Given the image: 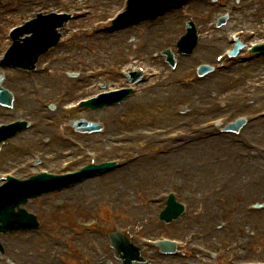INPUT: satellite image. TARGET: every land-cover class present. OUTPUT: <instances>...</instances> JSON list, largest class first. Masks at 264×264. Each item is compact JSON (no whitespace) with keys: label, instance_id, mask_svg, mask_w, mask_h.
<instances>
[{"label":"rangeland","instance_id":"obj_1","mask_svg":"<svg viewBox=\"0 0 264 264\" xmlns=\"http://www.w3.org/2000/svg\"><path fill=\"white\" fill-rule=\"evenodd\" d=\"M122 0H0V39L1 36L7 32L8 28L14 26V25H19V23L27 19L29 16H32L35 12L38 11H52V10H57V11H81L86 9L87 7L89 8L91 15L86 17L85 20H77L76 22H73L72 25L74 26H81L84 28L90 27L92 22H98V21H104L107 17H109L111 14H114L112 12H115L119 10V8L122 5ZM258 3H264V0H248L246 3L243 1L239 2V5L235 6L237 9L241 7L242 5L248 6L245 11H238L237 13L233 14L231 18H236L238 17V23L237 21L233 20L230 21L228 24H231L233 28L226 27V29L222 28L221 30H211L210 34H205V29L207 27H211L212 29L215 27L216 22V17L219 14H222L225 12V10L219 9L218 4L215 6L213 4H205L201 0L192 3L184 10L182 9L181 11H178L176 13H172L165 17L164 19H160L156 21L154 24H150L149 27L151 28H146L144 24L140 27L137 28H131L126 32H123V34L118 38L117 36L106 38L102 35L100 36H95L90 39L81 36L77 37L79 40H81L80 47H87L89 50L94 52L95 55H86L88 56L89 61H85L83 63L82 59L80 58L82 55L85 54V50L83 52L77 51L78 46H74V56H72L71 59L69 60H59L57 63L58 65H55L53 68H57L55 70L56 72L51 71V73L47 76H50L54 73H56V80H61L64 77V69H71V68H83L84 69H91L94 68V66H102L104 63H109L111 61H117L125 64L129 63H134V62H139V63H146L155 67L157 64L155 62H150V54L152 52H157L165 49H171L172 48V41H175V39L184 34V25L187 21H192L195 23L198 31H200L201 35V42L203 40H212L215 39L217 36L225 35V32L227 30H239L241 28H256V27H262L264 26V10L260 11V13L255 14L252 11V9H249V6H252L254 4ZM194 4V5H193ZM198 7L203 8L202 10H199L198 12ZM213 7V8H212ZM215 8V9H214ZM216 9L218 11H216ZM216 11V12H212ZM211 12V13H210ZM253 13V14H252ZM174 20L178 21L179 25H171L172 22H168V20ZM148 23V22H147ZM233 23V24H232ZM102 27V25H100ZM163 27V28H162ZM161 28V29H160ZM164 29V30H162ZM68 29H65L63 31V34L65 38H69L71 35H67ZM168 34L169 39H167L165 34ZM67 35V36H66ZM120 35V34H119ZM123 35H125L123 38H121ZM223 35V36H224ZM117 37V38H116ZM115 39V40H114ZM127 39L128 41L125 42L128 47L122 46L121 48H118L119 50H116L113 44L121 43L123 42L122 40ZM225 47V46H224ZM221 46L220 49H215L212 51L211 54V60L213 61L214 56L218 54L223 48ZM115 48V49H114ZM56 55V54H55ZM53 56V55H52ZM51 56V57H52ZM80 64H77V63ZM85 63L92 64V66H87ZM263 65L261 67H264V61H262ZM194 64V63H192ZM80 65H84L81 67ZM253 67V66H252ZM248 68V67H247ZM246 67L243 68V72L246 71V77L241 80L238 79V74L229 73V74H224L223 76L228 77L229 81L227 83H223L222 86L215 87L212 91L206 92L203 95H201L199 98H188V99H181V91L186 92L188 91L187 89H182L180 88V91L176 92L175 95L172 94V90H166L163 91V85L164 83L163 79L160 78L156 82V86L151 87L149 89H143L140 91L139 94L131 101L129 102L128 105H126V110L127 112L132 111L135 106H141L143 107L142 111L145 112V116H141L140 118H133L131 120H126L128 126L127 128H124L121 126L123 122L119 124V126L116 127V133H121L123 132V129L126 130H134V129H147V128H166L171 125L176 124V122L180 119L176 118L174 120H170L165 117H160L158 114L161 112L166 114L169 112V114L172 115L173 110L184 103H192V108H194V104H198L199 106L203 107L204 111L202 114L199 116V120L196 121L195 123H190L197 125L196 123H200L203 121H206L210 118L214 117H219L222 115L228 116L231 120V118H234L236 116H239L241 114H252L256 110L264 109V79L261 80L260 83V88L259 89H253L251 86V83L254 82L252 79L253 76H257L259 73L258 70L254 75L253 72L254 70H247ZM256 68V67H255ZM21 77L26 80V76L24 74H20ZM252 75V76H251ZM173 75H169V77H172ZM46 77V76H45ZM218 77H211V78H216ZM52 79V77L50 78ZM12 80V78H11ZM10 81L12 83H7L8 86L12 87L15 86L16 88L17 83H14V81ZM210 80V79H209ZM208 80V81H209ZM208 81H204L203 83H199L196 86H199L198 90L197 88L195 89V93L200 91L199 89H203L204 86L208 83ZM226 82V80H225ZM245 82V87H241L242 83ZM24 85L26 87H29L28 81L26 80L24 82ZM250 85V86H249ZM221 88V90H220ZM18 90L19 87H18ZM56 86L50 87L46 94H43V97L41 96L40 93L37 94L38 101L39 103L36 102L35 100V112H36V119L43 118V115L41 112H44L42 105L45 104L46 100L45 99H51V98H57L58 92H56ZM154 90V91H153ZM258 90V91H256ZM29 91V90H28ZM222 91H224L222 93ZM188 92H193L192 89L189 90ZM187 92V93H188ZM260 94V98H258V95ZM243 95H245L244 99H248L245 101L244 99H240ZM52 96L51 98H48ZM216 97L223 99H229L230 100H235L239 106V110L228 108V110H225L224 112H219L217 109L213 108L216 112H213V110L206 111V108L204 107H210L213 106V101ZM36 99V98H35ZM240 100V101H238ZM256 101L257 104L251 108H249L250 102ZM244 104H248L244 108ZM40 109V111H39ZM156 111V112H155ZM128 112V113H129ZM103 115V114H101ZM113 115V114H112ZM112 115L110 116H100L99 118L101 119H107L105 120L106 128H109V131H112L113 128L115 127L112 124L111 118ZM81 116L86 118L88 116V113H84ZM130 117V116H129ZM128 117V119H129ZM87 119V118H86ZM145 119V121H143ZM68 120V119H65ZM192 120V119H191ZM64 122V121H63ZM126 123V122H124ZM259 125H262L264 127V121H261L257 123ZM60 125V124H59ZM251 125L249 127H246L243 132L240 135L237 136H224L223 139L228 140V144L231 145V147L235 148L238 147L233 152V155L237 163H235L237 166L231 167L229 164H232V162L225 163L223 162L222 156L220 149H215L214 145H208L210 142H202L201 144H205V150L206 152L210 153L212 155V159H210L207 155H203L199 157V161L192 160L193 157L185 156L180 159V161H175L174 159L168 158H161V160L165 161L164 166L162 164L157 165L152 167L153 163H156L159 161V159L155 161H149L148 158H145L144 160L136 163L132 167H130L127 171H119L116 172L115 174L106 177L105 179H102L101 181H97L92 185H95V188H92L91 190L94 191L93 195H89L87 190H74L75 192L73 194H70L69 192H66L64 194H57V195H51L45 198H42L40 200H36L34 202H31L27 204L25 207L27 211L33 212L38 215L40 219L41 225H43V229L40 232H37L36 234L33 235H26V236H19L18 240L20 241L21 246H23L25 252H21L20 249L16 251V253L19 254L17 257H24V258H31L32 256L29 255L30 252L33 254H36L37 252L44 251V247H47L49 249V252H46L49 258H53V260H56L59 262L60 256V249L61 248H66V245L63 244V240L66 234L64 229H61L60 224L65 225L68 229H76L75 225L73 222L74 220L79 219L80 221H89L94 213H97L98 216L100 217V220L105 221V223L109 222L112 218H116L120 221L121 226L126 225L124 222V211L128 208V205L130 203H145L146 200V195L155 196L158 192H163L166 191V188H163V186H167V181L169 178V173L170 170L173 167H180L183 171H181V180H188L186 177L187 175H192V177L189 178V180H192L193 183L189 185H185L188 187V193H191L192 195H198L201 192H205L207 190H210L208 188V184L213 183H218V182H223V181H230L233 180V184L237 185L238 189L237 191L233 194V196L238 197V199L235 201V207L231 212L224 211L223 212V207L219 203L220 200L218 197H216L213 202L209 205L208 202L206 203L207 207V212H204L205 210H200V207L196 204L195 201H191V205L193 208V212L191 215H193V218L195 219L196 224H194L191 229L194 230V228H201L204 231H212L213 227L215 226L216 222H226L227 220H232L233 224L236 223V221H242L241 224V234H238V236H233L234 242L241 241L242 238L249 237L251 240L250 244V249L248 250V253L245 255L248 257V259H258L262 256H256L253 253L254 249H259L264 251V213L261 214H255V215H249L245 214V206L253 201H258L261 200V193L260 191L254 192H245L240 191V185L243 183L247 186H254V172L250 171L251 166L254 164V162L247 163L245 162L244 165L240 166L243 169V173L247 172V175L237 177L236 175L238 174L237 172L239 171V166L242 162L243 156L242 154H247L244 149L247 148L246 145H243L242 147L236 143L240 141V137L245 135V137L248 140H251L255 142L256 144H259L260 146H264V129L262 132L261 136H255L252 134V131L249 130ZM119 128V130H118ZM65 129V124L61 123L60 126H58V129H56V135L59 136V139L62 138L61 132ZM118 130V131H117ZM31 134V133H30ZM36 136V141L39 139L40 136V129L35 131ZM226 137V138H225ZM255 140V141H254ZM258 143H257V142ZM214 141H211L213 143ZM36 144V145H35ZM37 145H40V142H34V151H37L38 147ZM32 147V146H31ZM65 147H68V145H65ZM209 147L213 148V151H209ZM245 147V148H243ZM152 149L151 151H153ZM214 152V153H213ZM239 152V158L237 157V153ZM216 154V155H215ZM155 158H160V157H155ZM204 159L206 163L211 161V164L213 165V169L216 166L218 171L214 174L213 172L211 174L206 173L205 171L203 173H195L193 166H197L200 168L201 165H204ZM241 159V161H240ZM6 163L0 165V171H5L10 168H7ZM143 166V167H142ZM224 168L226 170L225 173L222 174L220 168ZM164 168V171L159 170V168ZM141 168H146V171L141 173V174H136L137 171L142 170ZM157 169V170H156ZM154 172H156L160 177H162V174L165 173L164 177V185L157 184L155 182L156 178L152 177ZM208 174V176H207ZM214 178L212 182H208L210 180V176ZM126 176V179H124ZM230 176V178H229ZM184 177V178H183ZM183 178V179H182ZM121 181H120V180ZM127 179H130L129 183L127 182ZM179 179V178H178ZM180 180V179H179ZM188 180V181H189ZM198 180L200 183L196 185L194 181ZM248 180V181H247ZM227 181V182H228ZM254 181V182H253ZM203 183V184H202ZM229 183V184H230ZM110 187L104 188V186L109 185ZM194 185L196 186L194 188ZM202 190V191H201ZM190 195V196H192ZM232 196V197H233ZM75 198V199H72ZM218 198V199H217ZM263 200V199H262ZM112 203L116 205L117 209L119 210H113L108 211L107 204ZM214 205L213 209H210ZM160 205L155 204L152 205V207L146 209L147 207H144L142 209H138L139 211H135L130 209L131 217L134 216V220H131V228H137L139 229L143 234H147L150 237H154L158 234H163L164 235H174L177 230H182V229H187V225L189 223L188 218L183 220L181 223H175V224H170L168 226H164L158 221H155L154 218H156L157 213L159 211ZM45 208L47 209V212L43 213L45 211ZM213 210V211H212ZM114 213V214H111ZM205 213V220L202 221L203 216L200 219V215ZM119 214V215H117ZM223 216L221 217V215ZM235 214H238L237 218H234ZM91 217V218H90ZM90 218V219H89ZM236 219V220H234ZM60 224H59V223ZM238 223H236L235 226H237ZM240 224V222H239ZM250 232V233H247ZM69 233V232H67ZM240 233V232H239ZM243 234V235H242ZM92 241L93 236H88V240L83 242V245L86 246H80L83 249V253L87 256H93V243L90 241V238ZM219 238L226 239L227 236L224 234H221ZM85 239V238H84ZM83 239V240H84ZM263 241V243H261ZM91 242V243H89ZM228 242V240H227ZM82 243V242H81ZM88 243V244H87ZM90 245V246H89ZM96 246H101L99 243L95 244ZM44 246V247H43ZM92 246V247H91ZM102 247V246H101ZM263 247V249H261ZM68 248V247H67ZM29 251V253H28ZM45 252V251H44ZM57 255V257H55ZM73 256L71 255V258ZM70 260L69 257H64V261ZM183 264H186L185 262H182ZM236 264V263H235Z\"/></svg>","mask_w":264,"mask_h":264},{"label":"bare ground","instance_id":"obj_2","mask_svg":"<svg viewBox=\"0 0 264 264\" xmlns=\"http://www.w3.org/2000/svg\"><path fill=\"white\" fill-rule=\"evenodd\" d=\"M261 10H264V4H257L256 5V9H255V11L258 13V12H260ZM165 18V17H164ZM175 20V19H174ZM173 19L172 20H168V22H172L173 21V23H171V25H179V22L178 21H174ZM163 28V27H162ZM161 29V28H160ZM162 30H164V29H162ZM164 36H166L167 37V39L169 38V36H168V34L166 33ZM121 43H124V42H121ZM206 44V42L204 43V45ZM215 76V75H214ZM214 76H212V77H214ZM211 77H208V80L210 79ZM223 83H225V80L223 79V77H219V78H211L210 80H209V84L210 85H206L205 86V90H207V91H209V90H211V87H214V86H216V85H223ZM91 118H96V117H98V115H96L95 116V114H93V115H91L90 116ZM55 140V138H54V136H51L50 137V140ZM228 140H227V138L226 139H222L221 137L219 138V139H216L213 143H208V145H214L215 146V149H220V151H221V154H225L226 153V156H227V160L225 161V163H228V162H233V163H237V161H234L233 159H232V155H233V152L238 148V147H235V148H233V147H231V145H229L228 143ZM209 151H213V148L212 147H209V149H208ZM214 153V152H213ZM205 155H207L210 159H212V155L210 154V153H208V152H206V153H204ZM20 155H22V157L25 155V153H22V150H21V144H20V148H19V150L18 151H16V152H13V151H10V152H8L4 157L5 158H7V157H9V156H14L12 159H20V158H22V157H19ZM216 155V154H215ZM172 158H176V156H172ZM195 159H197L198 157H194ZM223 160V159H222ZM160 161H162V160H160ZM160 161H157L155 164L156 165H159L160 164ZM237 164H239V163H237ZM229 165H231V164H229ZM143 167V166H142ZM212 167H213V165L211 164V162H209V163H207L202 169L204 170V171H211L212 170ZM196 168H198L197 166H195V171H196ZM142 170H140V171H137V173L136 174H141V173H143V172H145L146 171V168H141ZM239 170V169H238ZM261 178L262 179H264V172H263V174H262V176H261ZM91 187H94V186H91ZM91 187H89V188H91ZM93 192L94 191H92V190H89V195H93ZM71 193H73V192H70V194Z\"/></svg>","mask_w":264,"mask_h":264}]
</instances>
